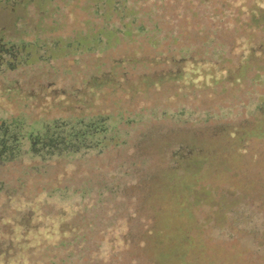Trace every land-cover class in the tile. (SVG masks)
<instances>
[{
  "label": "rangeland",
  "instance_id": "obj_1",
  "mask_svg": "<svg viewBox=\"0 0 264 264\" xmlns=\"http://www.w3.org/2000/svg\"><path fill=\"white\" fill-rule=\"evenodd\" d=\"M111 2L0 0V264H264V0Z\"/></svg>",
  "mask_w": 264,
  "mask_h": 264
},
{
  "label": "trees",
  "instance_id": "obj_2",
  "mask_svg": "<svg viewBox=\"0 0 264 264\" xmlns=\"http://www.w3.org/2000/svg\"><path fill=\"white\" fill-rule=\"evenodd\" d=\"M25 1V0H23ZM27 1V0H26ZM108 9L112 7L111 0H106ZM194 197L191 204H200L202 201H212L210 193L204 188H193ZM183 209H185L183 207ZM184 218V219H183ZM193 217L191 207L189 208L187 217L177 211L168 215H164L159 222L161 225L163 236L166 241V249L160 255L163 260H158L160 264H218L217 254L207 255L202 243L195 239L192 235H188V230L193 227ZM152 230H148L151 234ZM204 252V253H203ZM202 254V256H200Z\"/></svg>",
  "mask_w": 264,
  "mask_h": 264
},
{
  "label": "flooded vegetation",
  "instance_id": "obj_3",
  "mask_svg": "<svg viewBox=\"0 0 264 264\" xmlns=\"http://www.w3.org/2000/svg\"><path fill=\"white\" fill-rule=\"evenodd\" d=\"M22 47V46H21ZM0 50H4V52H6L7 54H11V60L13 59V53L11 52V49H6V48H4L2 45H0ZM10 61V60H9Z\"/></svg>",
  "mask_w": 264,
  "mask_h": 264
}]
</instances>
